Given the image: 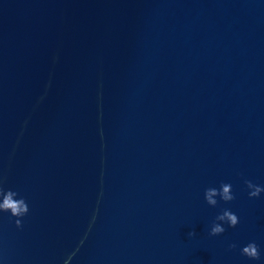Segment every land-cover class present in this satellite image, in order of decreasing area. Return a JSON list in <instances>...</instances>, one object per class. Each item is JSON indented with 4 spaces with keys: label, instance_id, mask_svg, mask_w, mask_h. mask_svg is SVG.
Returning <instances> with one entry per match:
<instances>
[{
    "label": "water",
    "instance_id": "95a60500",
    "mask_svg": "<svg viewBox=\"0 0 264 264\" xmlns=\"http://www.w3.org/2000/svg\"><path fill=\"white\" fill-rule=\"evenodd\" d=\"M3 177L0 264H264V0H0Z\"/></svg>",
    "mask_w": 264,
    "mask_h": 264
},
{
    "label": "clouds",
    "instance_id": "9594fccd",
    "mask_svg": "<svg viewBox=\"0 0 264 264\" xmlns=\"http://www.w3.org/2000/svg\"><path fill=\"white\" fill-rule=\"evenodd\" d=\"M4 177L0 178V211H6L10 213L12 217H17L14 221L17 227L22 226V221L19 219L28 212V205L24 198H15L18 193L7 189L5 190L2 185L4 183ZM244 184L249 189L247 195L250 198L259 197L264 192V186L254 184L250 180H245ZM216 197H219L221 201L229 202L234 200L236 197L232 191V185L230 183L222 182L219 188L208 187L204 190V199L209 206L215 207L218 204ZM239 223L238 216L227 208H224L220 213L215 216V219L210 227L209 235L215 236L222 234L225 231L224 224L228 227H235ZM195 233L190 231L188 236H194ZM229 249L236 248V244L230 243ZM240 252L243 256L248 257L251 260H260L261 253L259 246L254 242H249L240 248Z\"/></svg>",
    "mask_w": 264,
    "mask_h": 264
}]
</instances>
